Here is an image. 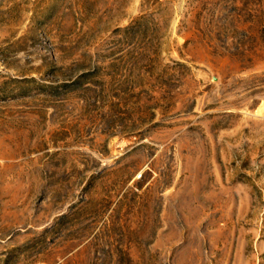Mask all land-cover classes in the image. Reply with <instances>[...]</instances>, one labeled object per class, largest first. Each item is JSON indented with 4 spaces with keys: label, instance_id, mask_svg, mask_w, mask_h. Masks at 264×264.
Listing matches in <instances>:
<instances>
[{
    "label": "rangeland",
    "instance_id": "rangeland-1",
    "mask_svg": "<svg viewBox=\"0 0 264 264\" xmlns=\"http://www.w3.org/2000/svg\"><path fill=\"white\" fill-rule=\"evenodd\" d=\"M0 264H264V0H0Z\"/></svg>",
    "mask_w": 264,
    "mask_h": 264
}]
</instances>
